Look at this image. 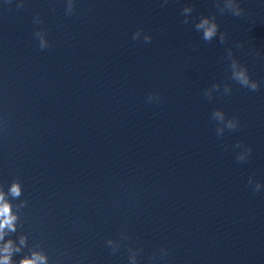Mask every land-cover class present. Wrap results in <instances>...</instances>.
<instances>
[{
	"label": "clouds",
	"instance_id": "1",
	"mask_svg": "<svg viewBox=\"0 0 264 264\" xmlns=\"http://www.w3.org/2000/svg\"><path fill=\"white\" fill-rule=\"evenodd\" d=\"M167 3V0H164V4ZM18 8L23 7V3L17 5ZM216 7L218 8L219 12L223 14L224 12H229L231 15L235 17H241L244 15V9L240 6L239 0H216ZM193 12V8L191 6H185L182 9V15L184 16L183 23H189V15ZM66 15H72L74 13V0H67ZM34 23L38 24L41 23V19L39 16L34 17ZM195 29L198 32H202V39L206 42H211L214 38L217 37L219 34V42L221 44L227 43V33L220 31V26L216 21V15L213 13L210 16H201L198 22L195 23ZM143 29L137 30L133 33L132 39L136 40L141 37ZM35 36L39 41V48L44 50L50 46L49 41L46 38V32L43 29H37L35 31ZM143 40L145 43H150L152 40L151 35L144 34ZM237 48H242L243 44L237 42ZM227 56L226 59L230 61L229 68L231 71V79L237 82L241 87L247 88L250 91H257L259 90V82L252 79L247 65L240 62L238 58L233 55L232 47H228L226 49ZM214 87H218L214 85ZM232 91L231 87L227 84L225 85V93L230 94ZM204 95L206 97H210V93L205 92ZM161 96L159 93H149L147 96L148 103H160ZM212 119L219 120L220 122L224 121V113L219 110H215L212 113ZM238 118L233 117L227 121L226 127L229 130H236L238 128ZM221 135V130L217 129V136ZM235 148H244V154H240L236 156L237 161L245 162L252 149L250 146L243 145L242 142H237L234 146ZM248 184L252 187L253 193H258L262 189H264V184L260 182L254 181L252 176L248 178ZM10 194L13 198H18L22 195V186L19 181H14L10 187ZM27 205V201L24 200L21 202V207H25ZM18 220L17 214H15L12 210L11 204L5 199V194L3 191H0V241H4V237L7 232L15 233L16 222ZM121 239L126 240L128 239L125 233H121ZM27 237L21 236L20 237V244H26ZM107 245L111 248L112 252L115 253L119 249V245H114L112 239H108L106 241ZM21 249L16 247L11 239L7 240L5 243L0 245V264H15L12 260V256L14 253H19ZM142 250L139 249L138 252ZM167 255V251L161 249L160 256L161 258ZM131 264H136V257L132 255L129 257ZM153 260L156 259V255L153 254ZM19 264H48L47 257L41 253L33 251L30 257L25 256L22 260L19 261Z\"/></svg>",
	"mask_w": 264,
	"mask_h": 264
}]
</instances>
